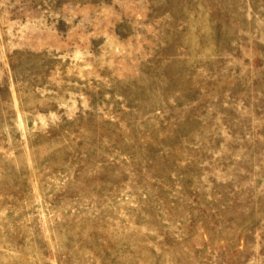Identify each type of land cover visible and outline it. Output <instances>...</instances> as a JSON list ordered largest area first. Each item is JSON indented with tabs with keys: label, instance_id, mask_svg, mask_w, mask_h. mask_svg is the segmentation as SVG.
I'll return each mask as SVG.
<instances>
[{
	"label": "rangeland",
	"instance_id": "obj_1",
	"mask_svg": "<svg viewBox=\"0 0 264 264\" xmlns=\"http://www.w3.org/2000/svg\"><path fill=\"white\" fill-rule=\"evenodd\" d=\"M0 264H264V0H0Z\"/></svg>",
	"mask_w": 264,
	"mask_h": 264
}]
</instances>
